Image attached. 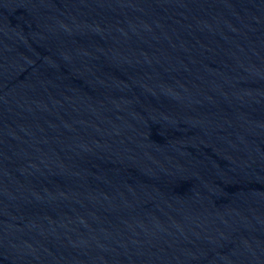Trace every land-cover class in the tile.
<instances>
[{"label": "water", "instance_id": "obj_1", "mask_svg": "<svg viewBox=\"0 0 264 264\" xmlns=\"http://www.w3.org/2000/svg\"><path fill=\"white\" fill-rule=\"evenodd\" d=\"M0 264H264V0H0Z\"/></svg>", "mask_w": 264, "mask_h": 264}]
</instances>
